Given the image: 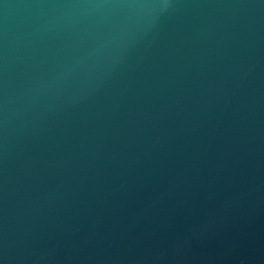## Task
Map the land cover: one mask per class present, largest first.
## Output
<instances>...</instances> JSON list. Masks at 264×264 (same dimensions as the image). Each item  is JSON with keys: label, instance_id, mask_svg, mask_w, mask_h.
I'll return each mask as SVG.
<instances>
[{"label": "water", "instance_id": "obj_1", "mask_svg": "<svg viewBox=\"0 0 264 264\" xmlns=\"http://www.w3.org/2000/svg\"><path fill=\"white\" fill-rule=\"evenodd\" d=\"M0 264H264V0H0Z\"/></svg>", "mask_w": 264, "mask_h": 264}]
</instances>
